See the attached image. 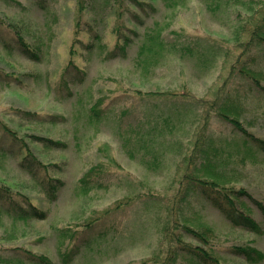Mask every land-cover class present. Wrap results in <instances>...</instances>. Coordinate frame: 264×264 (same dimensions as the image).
I'll return each instance as SVG.
<instances>
[{
    "label": "rangeland",
    "instance_id": "rangeland-1",
    "mask_svg": "<svg viewBox=\"0 0 264 264\" xmlns=\"http://www.w3.org/2000/svg\"><path fill=\"white\" fill-rule=\"evenodd\" d=\"M132 1L0 0V264H188L182 247L202 264H264V154L245 153L244 135L264 141V43L250 35L261 2L212 13L210 0H136L143 12ZM154 24L168 46L193 39L194 57L144 69L137 51ZM125 41V58L107 60ZM207 43L218 51L202 65ZM226 105L243 132L218 114ZM202 148L211 177L195 172ZM187 174L212 183L221 210L195 188L181 200Z\"/></svg>",
    "mask_w": 264,
    "mask_h": 264
},
{
    "label": "trees",
    "instance_id": "trees-1",
    "mask_svg": "<svg viewBox=\"0 0 264 264\" xmlns=\"http://www.w3.org/2000/svg\"><path fill=\"white\" fill-rule=\"evenodd\" d=\"M187 0H161L162 4L164 7H166L167 9H175L176 7H178L179 5H182L186 2ZM261 3H260V9H264V0H259ZM133 6H135L137 9H139L140 11H144V4L141 3V2H138L136 0H133ZM182 3V4H181ZM240 3L239 5H247V3L245 1H242V0H210L209 2H207V9L209 11H211L212 13L216 12L217 10H220V8H228L230 7L231 5L234 7V6H237V4ZM250 3V2H248ZM243 7V6H242ZM224 8V9H225ZM135 20H138L137 17H134ZM153 28H155V24L153 25L152 29H148L149 32H145L144 34V40L139 47H138V51H137V60H141L142 62V65H143V68L144 69H147L148 66L151 65H155L157 62L163 60L164 58H166L167 54H170V53H179V54H182L184 56H190L191 58L194 57V47L192 43V40H190L189 42L185 43V44H182V45H178V46H175V45H170L168 46L166 44V41H164L162 38H161V34H160V31H156L154 32ZM251 38L252 40H254L255 42L257 43H264V13L262 14L260 20L258 21V23L255 25V27L253 28V30L251 31L250 33ZM20 38V37H19ZM197 42H199L198 39H196ZM203 42V41H201ZM16 43L19 44V39L18 41H16ZM256 43V44H257ZM20 45V44H19ZM22 46V51L24 53H27L29 50L27 48H25L23 45ZM129 47V45L127 44V41H125L124 45H119L117 47H115V49H113V51H110L108 54H107V60H110V59H115V58H125L126 56V50L127 48ZM206 47H207V50H205V53L203 54H198L197 55V60L199 61L200 64L202 65H205V63L209 60V53H211L212 57L214 58L215 57V53H217L218 51V48L214 45V44H210V43H207L206 44ZM25 48V49H24ZM36 58V57H35ZM71 67H69L65 74L66 75H70V73L72 72V70L70 69ZM76 77V76H75ZM84 73L81 72L79 75H78V78H77V83H82L83 80H84ZM160 97H163L164 99H171V98H174V99H177V94H165V95H158ZM179 96V95H178ZM185 95H182L181 97H184ZM166 101V100H165ZM223 106V105H221ZM219 106L218 107V114L223 118L225 119V121H229L231 123H233V126H235L234 128H236L237 130L243 132V129L241 127H239L238 123L236 120H233L232 117L235 116V114L233 113V111L230 110V107L229 105L227 106H224V107H221ZM235 109V108H234ZM6 134V133H5ZM244 135L246 136L247 138V143L248 145L245 146V153H248L250 152L251 149H255L257 152L259 153H262L264 154V141L262 140H259V139H256L254 138L253 136L251 135H248V134H245ZM7 136V134H6ZM11 142H14V143H17V141H19L17 139L12 141L10 140ZM16 141V142H15ZM195 148L197 149L198 148V145H195ZM1 149V147H0ZM211 151L209 152V149H203L202 148V152H200V158L201 159H204L203 161V164L200 166L199 169H197L195 167V172H198V170L202 171L203 174L205 176H208V177H211L213 175H211L212 173L208 170L211 169L213 166V163H215V158H211ZM2 156L0 155V158ZM34 166H35V161L33 162V164L31 163V166L30 165H26V170L27 168L29 170H27L28 172L31 173V170H32V174H33V171H34ZM91 172H89L85 177L84 179L81 180V183H82V186L84 189H88V180L90 179L89 176H90ZM184 180L186 181L185 184H181L183 185V193L181 192H178L176 193L177 196H179V193L180 194V198L181 200L185 198V195L187 196L188 195V192L187 190H193V188H195L196 190L198 189V191L202 192V196L205 197V200H207L208 202H210L212 204V206H214L215 208H218V210H221V205H220V202L218 201L219 198L217 199H212V201H210L211 199H209V197H207V195H205V191L207 190H210L209 187H211L212 183H207V182H204L202 179H195L194 176H189V174L185 175L184 177ZM209 185V187H208ZM58 187L55 188V187H51V190H50V194H55L57 191ZM212 194L214 195V192L211 190ZM243 191H239V192H236L234 190H229L226 192V196H229L231 198H235V199H238V195L240 196L241 193ZM244 194H247L245 192H243ZM246 196V195H245ZM8 197V191L4 188H0V204H4V202L6 203L7 201V198ZM54 199V198H53ZM180 199L177 201H181ZM254 202L256 205L259 206V203H257L256 201H252ZM31 208V207H30ZM9 210V208H8ZM12 210L14 211H18V205H17V210H15L13 207H12ZM29 211L31 212L32 211V208L29 209ZM29 211H24L23 214L26 215V216H29L28 215V212ZM19 213H22L21 211ZM224 214V212H223ZM32 216V214L30 215ZM43 216V215H42ZM224 217H226L227 220L231 221V222H234L236 223L235 225H237L238 221L240 220V223L244 225L245 228H251L252 230H256L257 228L254 226V224L251 223L250 220H248L247 218L243 217V216H237V215H233L232 213L231 214H227L226 215L224 214ZM185 231L187 232H191L192 233V230L188 227H184ZM194 234V233H192ZM87 239H83L82 242L86 241ZM79 244H80V240H79ZM79 246V245H78ZM80 248V246H79ZM188 249L187 247L186 248H181V250L183 251L182 252V256H179L180 259L183 258L188 264H202V263H206L207 259H209L210 257H206V255H202L201 253H199V251H197L196 249H193V250H188V253H185V250ZM171 250V252L175 251L174 249H170L169 247V251ZM79 254V249L76 247L75 250H72L71 253L69 254V256L67 257L66 259V263L70 262L72 260V257L76 256ZM34 257L33 260L37 261L38 263L40 264H51L47 259H44V258H41V257H37V256H32ZM173 259H175V262L177 260L176 258V255L175 256H171ZM262 259L261 257V254H255L254 255V259H252V262L254 261H260Z\"/></svg>",
    "mask_w": 264,
    "mask_h": 264
}]
</instances>
